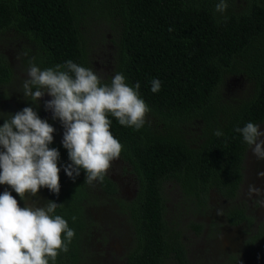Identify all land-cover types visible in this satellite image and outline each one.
<instances>
[{
	"label": "trees",
	"instance_id": "1",
	"mask_svg": "<svg viewBox=\"0 0 264 264\" xmlns=\"http://www.w3.org/2000/svg\"><path fill=\"white\" fill-rule=\"evenodd\" d=\"M228 2L225 20L215 11L218 0H0V112L7 106L18 111L30 106L56 129L49 147L60 152L61 190L58 197L47 196L45 203H63L57 214L76 232L69 252L61 253L57 264H91L82 253L83 236L96 224L90 210L111 204L125 217L127 264H237V255L231 261L192 263L189 258V232L180 228L179 220L185 213L207 214L212 193L229 203L224 212L229 226L252 228L246 232L248 248L264 257V222L255 223L241 204L233 203L251 150L234 129L247 122L264 123V0H249L242 10ZM88 8H105L113 19L119 41L113 75L122 72L133 86L139 81V94L151 109L140 130L110 117L111 131L123 145L120 160L138 182L131 200L119 194L108 174L103 182L89 185L82 170L73 182L63 171L70 161L61 143L62 124L41 100L34 103L22 92L32 56L41 69L69 59L91 67L82 32L83 10ZM12 31L35 48L20 42L17 57L6 52L1 46L12 44ZM230 74L245 75L253 84L252 94L234 106L224 104L218 92ZM154 78L162 85L157 93L151 91ZM4 120L0 117V124ZM196 121L201 127L190 139L187 129ZM217 128L224 132L222 137L213 135ZM167 185L175 188L177 197L171 212ZM188 227L199 235L205 224L191 219Z\"/></svg>",
	"mask_w": 264,
	"mask_h": 264
},
{
	"label": "clouds",
	"instance_id": "2",
	"mask_svg": "<svg viewBox=\"0 0 264 264\" xmlns=\"http://www.w3.org/2000/svg\"><path fill=\"white\" fill-rule=\"evenodd\" d=\"M228 7V0H218L215 11L227 20L224 13ZM23 55L28 56V52ZM161 86L159 79H152L153 93L159 92ZM139 89V81L129 85L122 72L105 82L93 67L71 59L41 69L35 56L28 61L22 83L24 96L34 103L38 104L45 94L51 97L44 106L64 128L61 143L70 161L63 171L75 182L83 170L84 182L89 185L103 182L123 150L111 131V118L134 130L148 123L151 109L141 98ZM4 115L0 112V117ZM55 131L30 106L8 113L0 124V185L9 186L24 201L21 207L11 191L0 193V264H57L60 254L68 253L76 238L68 220L57 214L63 203L48 200L41 206L31 200L41 188L59 196L60 152L49 147ZM234 131L242 136L258 160H264V139H261L264 131L259 124L247 122ZM213 135L222 137L224 132L217 128ZM258 175L264 177V172ZM246 194L249 200L264 207V189L249 184ZM217 214H222V210L218 209ZM72 219L75 221L76 217Z\"/></svg>",
	"mask_w": 264,
	"mask_h": 264
},
{
	"label": "rangeland",
	"instance_id": "3",
	"mask_svg": "<svg viewBox=\"0 0 264 264\" xmlns=\"http://www.w3.org/2000/svg\"><path fill=\"white\" fill-rule=\"evenodd\" d=\"M232 1L238 7V10H242L249 3V0ZM83 12L86 17V23L83 26L82 32L89 54V63L91 67L104 77L105 82H109L113 76L118 58V35L112 29L115 24L113 19L110 20L108 17L105 8L102 10L99 8H88L83 10ZM9 36L14 38L11 40L12 44H4L1 47L6 52L12 51L16 57L20 42L29 45L33 49L35 48L28 39L21 35L18 36L14 31ZM11 57L13 61L17 60L16 57ZM218 92L224 104H232L234 106L240 99L252 94L253 84L245 75L230 74L224 78ZM48 99H51V97L45 94L40 102L44 104ZM9 107L7 106L1 110L5 114L1 118L6 119L8 113L14 114L18 111L13 106ZM58 126L60 127V124ZM199 127H201L200 121H196L187 129L189 130L190 139L194 133L199 132ZM260 129L264 131V123L260 124ZM261 139H264V137H261ZM245 160L244 180L234 203L241 204L245 211L251 215V218L255 219V223L259 221L264 222V207H260L254 200H249L246 194L249 184L264 189V177L258 175L259 172H264V160H258L251 150ZM108 175L116 182L119 194L125 199L131 200L135 197L139 188L138 182L135 176L129 172V168L120 159L112 163ZM6 189L10 191L9 186L0 185V192ZM11 192L16 197L14 190L11 189ZM164 192L169 197L168 207L171 212V207H174L173 203L177 201L175 188L167 185ZM51 194L47 188H41L38 195L31 197V200L38 202L42 206L41 202L45 204L47 196H51ZM16 198L21 206H24V201L18 195ZM111 206L90 210L96 224L85 232L83 242L84 239L86 242L84 245L82 243L83 248L82 246L81 248L82 253L92 260L91 264H127L126 253L129 251L130 246L123 243V235L127 233V228L124 226L125 217L120 213H115V210ZM210 206L208 213H204L203 216L195 217L193 214L187 216L185 213L184 219L179 220L180 228L189 232L187 234L188 243L186 246L189 250L191 262L231 261V256L236 257L235 255H237L239 256V260L235 262L237 264H264V257H262L261 253L257 251L252 253L253 248L249 250V246L246 243L248 238L246 232H250L252 228L231 227L227 224L224 212L229 203L218 198L215 193H212ZM218 209L222 210V214H217ZM191 219L204 222L205 228L201 234L196 235L192 232V228L188 227ZM127 242L129 243V241Z\"/></svg>",
	"mask_w": 264,
	"mask_h": 264
},
{
	"label": "flooded vegetation",
	"instance_id": "4",
	"mask_svg": "<svg viewBox=\"0 0 264 264\" xmlns=\"http://www.w3.org/2000/svg\"><path fill=\"white\" fill-rule=\"evenodd\" d=\"M233 203H234V201H233ZM239 203H237V205H238Z\"/></svg>",
	"mask_w": 264,
	"mask_h": 264
}]
</instances>
